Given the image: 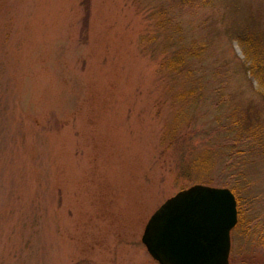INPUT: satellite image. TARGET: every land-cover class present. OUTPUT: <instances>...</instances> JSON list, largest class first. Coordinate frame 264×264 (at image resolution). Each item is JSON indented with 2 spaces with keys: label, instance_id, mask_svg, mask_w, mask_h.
I'll use <instances>...</instances> for the list:
<instances>
[{
  "label": "rangeland",
  "instance_id": "1",
  "mask_svg": "<svg viewBox=\"0 0 264 264\" xmlns=\"http://www.w3.org/2000/svg\"><path fill=\"white\" fill-rule=\"evenodd\" d=\"M188 2L0 0V264H158L144 227L195 184L236 190L229 264H264V100L237 43L264 49V0ZM233 116L260 136L236 175Z\"/></svg>",
  "mask_w": 264,
  "mask_h": 264
},
{
  "label": "water",
  "instance_id": "2",
  "mask_svg": "<svg viewBox=\"0 0 264 264\" xmlns=\"http://www.w3.org/2000/svg\"><path fill=\"white\" fill-rule=\"evenodd\" d=\"M237 202L228 188L195 184L148 219L141 243L158 264H229Z\"/></svg>",
  "mask_w": 264,
  "mask_h": 264
},
{
  "label": "trees",
  "instance_id": "3",
  "mask_svg": "<svg viewBox=\"0 0 264 264\" xmlns=\"http://www.w3.org/2000/svg\"><path fill=\"white\" fill-rule=\"evenodd\" d=\"M183 2H187L186 4L190 5L191 3L188 2V0H182ZM241 43V45L243 44V57H244V69L247 72V74H250L251 77L253 78V80L256 82V86H255V91L256 93H258L260 96H262L263 100H264V49L260 48V47H252V48H247L249 45V40L248 38H245V40H237V43ZM242 45V46H243ZM182 54V53H181ZM181 54H177L176 59L174 60V57L172 59H170L171 64L169 67H173V70H177V67H181L184 61L183 55L181 57ZM198 54H200L197 51H192V53L190 54V56L192 57H197ZM175 56V55H174ZM200 56V55H199ZM228 120H230V117H228ZM230 125L226 127V132L227 134H233L234 136L231 139V141H229L228 144H226L224 147L222 146V148L225 150L224 152H219V156L223 157L227 160H230L231 163L226 162L224 163L225 165V169L229 170V172L232 175H236L238 172L240 171L237 168H235V166H237L238 164L236 163V161L238 159H240V157L243 156H249L252 155L254 153H256V147L259 146L260 144V136L255 135L253 133H249V134H245L243 135L240 131H239V126L242 128H248L250 127L249 125H246V122L248 123L249 120H244V118H241V116L239 118L236 117H232L230 120ZM244 146V149H239L238 146ZM227 149V151H226ZM202 161V160H201ZM207 162L206 161H202L200 162L195 169H205L207 168ZM232 193L234 194L236 201H237V196L235 195V189H231ZM238 208V207H237Z\"/></svg>",
  "mask_w": 264,
  "mask_h": 264
}]
</instances>
